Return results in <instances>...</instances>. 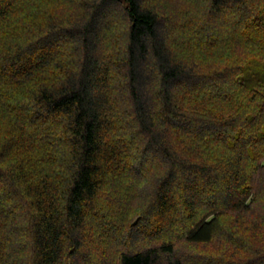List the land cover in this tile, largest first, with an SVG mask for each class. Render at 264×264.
I'll return each mask as SVG.
<instances>
[{"label":"trees","instance_id":"trees-1","mask_svg":"<svg viewBox=\"0 0 264 264\" xmlns=\"http://www.w3.org/2000/svg\"><path fill=\"white\" fill-rule=\"evenodd\" d=\"M168 1L0 0V264L264 262V0Z\"/></svg>","mask_w":264,"mask_h":264},{"label":"rangeland","instance_id":"rangeland-1","mask_svg":"<svg viewBox=\"0 0 264 264\" xmlns=\"http://www.w3.org/2000/svg\"><path fill=\"white\" fill-rule=\"evenodd\" d=\"M162 1H165V2H166L167 0H162ZM171 1H172V0H169L167 3L169 4ZM65 8H66V10H64V12H66V13L69 14V8H67V7H65ZM134 191H135V190H134ZM134 191H128V192H129V196H131L133 193H137V192H134ZM122 192H123V191H122ZM139 197L142 198V199H144V198L147 197V195H143V194L141 193V194H139ZM140 198H137V197L135 198V196H134V200H132V202H133V203H136L137 201L140 200ZM262 198L264 199V197H262ZM262 198H261V199H262ZM263 199H262V200H263ZM260 206L262 207V204H260ZM180 246H181V247L184 246L182 241L180 242ZM188 249H189V248H188ZM189 250H190V249H189ZM247 255H250V254H247ZM185 256H190V254L185 255ZM185 256H184V257H185ZM262 264H264V262H262Z\"/></svg>","mask_w":264,"mask_h":264}]
</instances>
